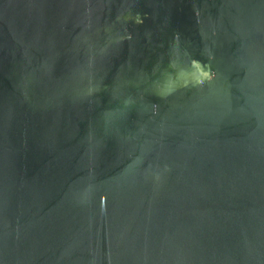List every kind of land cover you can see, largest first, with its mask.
Returning <instances> with one entry per match:
<instances>
[{"label":"water","instance_id":"1","mask_svg":"<svg viewBox=\"0 0 264 264\" xmlns=\"http://www.w3.org/2000/svg\"><path fill=\"white\" fill-rule=\"evenodd\" d=\"M0 264H264V0H0Z\"/></svg>","mask_w":264,"mask_h":264}]
</instances>
